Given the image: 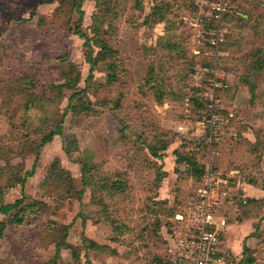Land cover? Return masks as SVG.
I'll use <instances>...</instances> for the list:
<instances>
[{
    "label": "rangeland",
    "instance_id": "1",
    "mask_svg": "<svg viewBox=\"0 0 264 264\" xmlns=\"http://www.w3.org/2000/svg\"><path fill=\"white\" fill-rule=\"evenodd\" d=\"M217 2L0 0V264H264V0Z\"/></svg>",
    "mask_w": 264,
    "mask_h": 264
},
{
    "label": "built area",
    "instance_id": "2",
    "mask_svg": "<svg viewBox=\"0 0 264 264\" xmlns=\"http://www.w3.org/2000/svg\"><path fill=\"white\" fill-rule=\"evenodd\" d=\"M228 0H218L216 11L223 15L229 9L227 5ZM217 37V35H215ZM219 40L218 38L216 39ZM212 45L216 44V41L211 42ZM207 226H202L201 235L198 238V241L194 244V251L190 256V261L188 264H225L223 259L216 258L213 256L215 251L214 247L217 244V239L215 235H211L207 232Z\"/></svg>",
    "mask_w": 264,
    "mask_h": 264
},
{
    "label": "crops",
    "instance_id": "3",
    "mask_svg": "<svg viewBox=\"0 0 264 264\" xmlns=\"http://www.w3.org/2000/svg\"><path fill=\"white\" fill-rule=\"evenodd\" d=\"M217 225H218V226H221L222 224H219V223H218ZM220 228H223V229H227V228H228L227 230H229V229L231 228V226H228V225H227V226H226V225L223 226V225H222ZM220 228H219V229H220ZM223 229H221V230H223ZM230 232H231V231H229V237L231 236ZM229 237L227 236V240H226V241H219V240H218V241H217V244H216V246L218 245V247L215 249V251H221V252H222V250L224 251V249H220V248H219L221 245H222V246L225 245V249H226V247H231V246H230L231 243H230V241H229ZM240 244L242 245V248H243V241H240ZM242 248H241V249H242ZM235 253H236V251H235ZM215 256H217V255H215ZM222 257H223V256L220 255V256H217L216 258H220V259H221ZM235 257H236V256H235ZM222 259H223V258H222ZM235 259H236V261H240L238 258H235Z\"/></svg>",
    "mask_w": 264,
    "mask_h": 264
},
{
    "label": "trees",
    "instance_id": "4",
    "mask_svg": "<svg viewBox=\"0 0 264 264\" xmlns=\"http://www.w3.org/2000/svg\"><path fill=\"white\" fill-rule=\"evenodd\" d=\"M108 51H109V50H108ZM109 53H110V51H109ZM103 58H104V56H103ZM90 63L92 64V66L95 65V64H93L92 62H90ZM51 137H52V135L46 136V137L43 139L42 144H45V143L49 142V140L51 139ZM83 173H84V172H83ZM197 175H198V176H201V175H203V173H202V172H199Z\"/></svg>",
    "mask_w": 264,
    "mask_h": 264
},
{
    "label": "water",
    "instance_id": "5",
    "mask_svg": "<svg viewBox=\"0 0 264 264\" xmlns=\"http://www.w3.org/2000/svg\"><path fill=\"white\" fill-rule=\"evenodd\" d=\"M178 218H179V219H182V217H181V216H178Z\"/></svg>",
    "mask_w": 264,
    "mask_h": 264
}]
</instances>
